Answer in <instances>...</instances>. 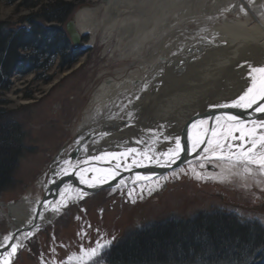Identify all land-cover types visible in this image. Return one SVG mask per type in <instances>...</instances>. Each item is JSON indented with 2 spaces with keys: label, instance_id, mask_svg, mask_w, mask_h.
Here are the masks:
<instances>
[{
  "label": "bare ground",
  "instance_id": "obj_1",
  "mask_svg": "<svg viewBox=\"0 0 264 264\" xmlns=\"http://www.w3.org/2000/svg\"><path fill=\"white\" fill-rule=\"evenodd\" d=\"M106 1L93 7L87 5L71 18L80 33L90 35L92 43L99 35L108 44L115 31L122 32V35L115 32L116 38H120L123 31L134 28L136 36L142 39L135 42L132 36V41L120 40L117 45L119 57L131 60L132 64L107 80L109 85L103 82L91 93L81 119L72 127L71 141L66 142L68 145L62 153L50 160L41 176L38 200L31 204L29 201L28 204L27 201L0 202L4 206L1 212L11 219L9 233L0 235V249H7L0 257V264L13 243L17 250H22L31 237L53 225L59 215L94 195L89 189L96 186L117 181L116 187L106 189L107 192L123 195L127 192V198L139 201L160 193L171 178L181 179L184 174L195 178L193 169L205 177L198 180L209 181L207 177L218 174L220 167L219 163L212 166L207 161L203 169L199 167L207 156L204 147L209 140L227 139L228 143L239 144V140L233 141L231 137L240 136L237 131L240 124L238 119L229 120L233 115L227 113L210 114L191 123L194 118L212 110H235L247 116V119L239 118L250 128L251 120L264 116L253 111L256 104L251 108L232 106L251 86V76L255 74L250 69L264 67V0ZM100 11L107 13L102 20L97 17ZM126 19L132 22L127 23ZM107 27L111 29L108 33ZM143 50L147 56L142 55ZM224 104L229 106L222 107ZM177 138L181 141L177 160L183 149L188 157L180 167L172 168L170 164L157 163L156 159L149 161L140 155L148 152L163 160L159 154L169 146L174 148ZM198 140L202 143L197 144ZM78 146H81L79 154L71 159V152ZM130 147L137 148V153L120 157L119 167L111 158L96 159L107 152L122 153ZM133 158L143 163L136 165ZM164 166L170 170L148 177L138 175L141 170ZM63 168L67 171H61ZM109 168L116 173L115 177L108 174ZM67 175V184L57 191L60 197L50 198L51 202L44 204L41 214L37 215L35 226L24 231L36 219L44 194L50 192L51 186L55 187L54 182ZM153 181H158L159 187ZM231 182L259 186L264 184V177L257 174L244 180L232 176ZM141 185L145 189L142 196ZM149 187L151 193L147 191ZM81 192L85 195L80 196ZM7 237L13 239L6 240ZM79 255L81 252L73 253L64 262L55 260L52 264H76L71 258ZM44 264L49 261L45 260Z\"/></svg>",
  "mask_w": 264,
  "mask_h": 264
},
{
  "label": "rangeland",
  "instance_id": "obj_2",
  "mask_svg": "<svg viewBox=\"0 0 264 264\" xmlns=\"http://www.w3.org/2000/svg\"><path fill=\"white\" fill-rule=\"evenodd\" d=\"M64 1L73 3L75 7L68 20L78 10L87 8V5L93 7L107 2ZM31 12L29 9L19 10V2L8 4L7 1L0 0V21L13 23L15 28ZM105 14V11H100L97 17H104ZM126 22L132 21L126 19ZM63 26L66 27V23ZM106 29V33L111 30L108 27ZM130 29L123 31L124 35L120 38H116L115 31L108 44L99 35L94 43L90 35L83 37L80 47H88L84 57L69 73L52 71L50 75L53 77L50 81H36L33 74L24 78H13L12 89L3 98L7 101L6 109L12 113V118H16L23 125L25 145L12 183L0 193L1 203L27 201L28 204L29 201L31 204L38 200L42 188L41 176L52 157L71 140L72 127L81 119V113L86 109L91 93L103 82L109 85L107 80L115 77L119 70L131 66V60L121 59L120 50H117L120 40L129 42L133 40L132 36H135V42L142 39L136 36L134 28ZM117 33L122 35V32ZM141 53L147 56L146 51ZM226 184L212 180L202 182L184 174L181 179L171 178V182L157 195L135 203L127 198V192L123 195L121 192L110 194L106 190L108 188L99 190L59 215L53 225L43 228L31 237L20 255L10 264H44L45 260L49 264L55 260L62 263L71 254L81 252L82 248L90 249L97 242L111 241L109 250L103 254L105 264H109L116 244L130 230H138L144 224L162 218H189L205 211L234 214L244 220L254 221L259 229L264 230L261 221L263 219H258L249 208L259 202L260 193L233 195L228 192L231 195L214 197L207 195L215 190L216 193L220 191L224 194L226 186L239 187L233 183ZM3 207L0 204V235L9 233L11 224V219L1 212Z\"/></svg>",
  "mask_w": 264,
  "mask_h": 264
},
{
  "label": "trees",
  "instance_id": "obj_3",
  "mask_svg": "<svg viewBox=\"0 0 264 264\" xmlns=\"http://www.w3.org/2000/svg\"><path fill=\"white\" fill-rule=\"evenodd\" d=\"M5 1L31 10L22 20L35 27L21 31L0 21V193L12 183L25 145L23 125L12 118L3 98L13 78L33 74L36 81H50L52 71L67 69V59H75L63 26L75 10L73 3ZM115 247L109 264H264V230L219 211L152 221L130 230Z\"/></svg>",
  "mask_w": 264,
  "mask_h": 264
},
{
  "label": "snow or ice",
  "instance_id": "obj_4",
  "mask_svg": "<svg viewBox=\"0 0 264 264\" xmlns=\"http://www.w3.org/2000/svg\"><path fill=\"white\" fill-rule=\"evenodd\" d=\"M250 73L255 75L251 76V86L247 88L243 95H241L233 107H243L251 108L254 104L258 105L253 108L256 113L264 114V104H259V101H264V67H253L250 69ZM138 98V97H137ZM228 104L222 105V107H228ZM229 120L236 121L237 118L234 116H229ZM240 127L237 129L241 134L239 137L232 136L233 141L239 140V144L228 143L227 139L223 140H209L204 147L203 151L207 154L206 157L202 159L199 164L200 168L205 167V162L212 164V166H217L219 163L220 172L218 174L207 177V179L217 182H231L232 176H238L241 179L246 180L248 177L255 178L258 174L264 177V116L253 119L250 121L251 127H247L243 121H238ZM195 127V125H193ZM216 134L213 133V136ZM175 147L169 146L166 150L162 151L159 155L165 159L160 160L155 154H149L148 152L140 153L144 159L149 161L156 159L157 163L173 164L176 162L180 151H181V141L180 139L174 140ZM197 144L202 143V141H197ZM130 153H137V148L130 147L122 153L107 152L104 156L96 157V159H108L111 158L117 161L116 167H119V158L127 157ZM211 159H208V158ZM67 163V161H65ZM133 163L140 165L143 160H136L133 158ZM255 169V171H254ZM61 171H67L66 168L61 169ZM109 175L115 177V172L109 168L106 170ZM195 178L205 179V177L193 169ZM83 181V177H81ZM107 179V177H105ZM166 179V178H165ZM157 187H159L158 181H153ZM93 186V185H89ZM144 186L141 185V196L144 191ZM151 193L152 189L149 187L147 189ZM80 196L85 195V193H79ZM135 203V200H133ZM13 237H7L6 240H12ZM111 241H105L104 243L97 242L95 247L90 249L81 250V255L74 256L71 259L76 261V264H105L104 253H106L110 248ZM17 252V245L13 243L10 246V251L7 257L12 256ZM4 257L3 264H9V259Z\"/></svg>",
  "mask_w": 264,
  "mask_h": 264
},
{
  "label": "water",
  "instance_id": "obj_5",
  "mask_svg": "<svg viewBox=\"0 0 264 264\" xmlns=\"http://www.w3.org/2000/svg\"><path fill=\"white\" fill-rule=\"evenodd\" d=\"M65 30H67V32L69 34V39H70V41H72V44H73L74 49L80 48L81 43H82V38L83 37H86L87 35H84V34L80 33V30L77 29L76 23H75V21H74L73 18H71L66 23ZM223 113H227V114H230V115H233V116L234 115L235 116H238L237 119L239 121H241V119L239 117H242L244 119L247 117L246 115L245 116H242V115L238 114L235 110H233V111H228V110H224V109H222V110H212L211 113H206L204 115H201L200 117L194 118L191 123H195L196 121H199L201 118H204L206 116H209L210 114L211 115L212 114L213 115H217V114H222L223 115ZM80 147L81 146L76 147L74 149V151L71 152V154L69 156L71 159L72 158L75 159L77 157V155L80 152ZM60 153H62V151ZM187 159H188V157L186 156V152L183 149V152L181 154L180 159L176 160L175 163L170 164L171 165L170 167H172V168L173 167H176V168L177 167H180L181 165L184 164L185 161H187ZM168 168L169 167L164 166V167H160L159 169H157V168L156 169L155 168H151V169H147V170H141V171L138 172V175H140V176H147L148 177L149 174H153V173H156V172L157 173L168 172L170 170V169L168 170ZM52 173H54V171H52ZM68 177H69V175L65 176L63 179L61 178V180H59V181L54 182V185L53 186H55V187L53 188L51 186L50 192L44 194V197L41 199L40 204H39V207H38V213H36V216H35L36 219L33 221V223L29 227H24L23 228L24 231H30L31 230V227L35 226V224H36L35 222L37 221V218H38L37 215H40L41 214L40 212H41V210H43V205L44 204H46L47 202H51V199L50 198L57 199V198L60 197V194H58L59 192H57V191L60 188H62V186L64 184H67L66 182L69 180V179H67ZM116 184H117V181H112L110 183L105 184V186H96L95 188H91L89 190H90L91 193L95 194V192H98L99 190L106 189V188H110V187L111 188L116 187ZM6 252H7V249L6 248L0 249V257L3 256L4 254H6ZM20 253H21V250H17L16 254L13 255L12 257H10L9 264H10V262L12 260H14L15 258H17L20 255Z\"/></svg>",
  "mask_w": 264,
  "mask_h": 264
},
{
  "label": "flooded vegetation",
  "instance_id": "obj_6",
  "mask_svg": "<svg viewBox=\"0 0 264 264\" xmlns=\"http://www.w3.org/2000/svg\"><path fill=\"white\" fill-rule=\"evenodd\" d=\"M16 3V2H15ZM21 9H27V8H22L21 6H20V4H19V10H21ZM33 10V9H32ZM68 20V19H67ZM66 20V21H67ZM69 21V20H68ZM67 21V22H68ZM67 22H65V23H67ZM28 22H22L21 21V24L19 25V27H18V29L19 30H28L29 28H33V27H35V25H34V23L33 24H31V25H29V24H27ZM65 28V27H64ZM66 32H67V30H66ZM67 34H68V32H67ZM68 36H69V34H68ZM71 43H72V41H71ZM87 49H88V47H86V48H78V49H74V47H73V44H72V47H71V51L72 52H74V54H75V56H74V58L75 59H72L71 57H69L68 59H67V61H66V63H70V66H68V68L67 69H63L62 71H61V74H65V72H70V71H72V68L74 67V66H76L77 64H78V62H79V60L80 59H82L83 57H84V55L86 54V51H87ZM72 61H74L73 62V64H71V62ZM69 70V71H68ZM68 75V74H67ZM60 86L62 85V84H59ZM72 136H73V133H72ZM72 138V137H71ZM71 141V140H70ZM68 142V141H67ZM67 143H65L60 149H59V151H58V153H56L55 155H54V157H52V159H54L55 157H56V155L58 154H60V152L62 151V150H65V148L67 147ZM51 159V160H52ZM46 169H47V166H46ZM45 169V170H46ZM45 170H44V172H45ZM43 172V173H44ZM206 182V181H205ZM231 183H233V184H235L236 186L237 185H239V184H236V183H234V182H231ZM231 183H227V184H231ZM226 184V185H227ZM223 185V184H222ZM227 187V190H226V192H224V194H222V192H220V191H218L217 193H216V191L217 190H215L214 191V193L213 192H211V193H207V195L209 196V197H214L215 195H217V196H226V195H231V194H233V195H237V194H248V193H260V195H259V202H257L256 204H254L253 206H250L249 208H250V212H252V213H254V215L256 216V217H258V219H263V220H261L262 221V223H263V225H264V193H261V192H264V184L263 185H259V186H257V185H255V184H252L251 186H248V187H246V186H241V185H239V187L237 186V187H229V186H226ZM240 187H242L243 189V191H240ZM228 192H232L231 194H229ZM261 195H263V197H261ZM222 198V197H221ZM132 201V200H131ZM144 201V200H143ZM133 202V201H132ZM237 211H239L238 213L239 214H241V211L238 209ZM253 215V216H254Z\"/></svg>",
  "mask_w": 264,
  "mask_h": 264
}]
</instances>
